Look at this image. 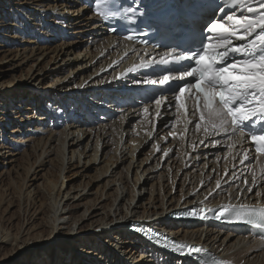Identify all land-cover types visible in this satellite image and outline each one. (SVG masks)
<instances>
[{"label":"bare ground","instance_id":"obj_1","mask_svg":"<svg viewBox=\"0 0 264 264\" xmlns=\"http://www.w3.org/2000/svg\"><path fill=\"white\" fill-rule=\"evenodd\" d=\"M57 30L60 50L38 43ZM87 35L95 49L77 53L75 39ZM139 50L108 35L80 0H0V175L25 172L8 185L0 179L2 212L16 207L19 217L16 228V212L0 217V255L8 253L0 264H24L27 252L26 264H47L51 246L50 264H199L152 246L137 231L140 222L231 264H264V242L245 228L177 217L257 190L245 186L251 174L243 165L219 160L224 146L201 144L168 119L155 124L139 101L119 104L142 83L128 71ZM70 171L79 183L66 182ZM85 222L94 230L88 243L72 227Z\"/></svg>","mask_w":264,"mask_h":264},{"label":"snow or ice","instance_id":"obj_2","mask_svg":"<svg viewBox=\"0 0 264 264\" xmlns=\"http://www.w3.org/2000/svg\"><path fill=\"white\" fill-rule=\"evenodd\" d=\"M103 3L104 11L101 15L105 19L116 15L135 19L138 14L142 15L136 7L121 8L111 4L110 0H103ZM227 5L234 10L206 22L204 34L194 42L199 47L177 52V48L183 47L177 44L158 62L160 65H172L165 69L168 74L159 80L145 79L143 83L149 86L170 85L172 73H181L176 78L177 87L173 89L178 112L183 109L187 114L185 97L188 95L194 101V114L198 113L199 122L195 125L197 130L203 128L206 135L224 132L231 140L237 132L245 135L244 130L248 129L247 136L253 143L255 153L264 155V0H227ZM189 6L195 8L196 0H189ZM219 10L224 12V8ZM127 39L132 40L133 36L129 35ZM148 66L149 62L142 61L128 71ZM163 99H155L157 108L161 106ZM144 113H148L147 108H144ZM159 114L157 111L156 115ZM257 126L259 132L256 131ZM228 147L231 151L235 147V141ZM248 159L249 155L245 150L241 162ZM261 178L264 179V176ZM244 183L248 185L249 181L245 180ZM255 183L254 175L252 184ZM216 187H221L219 180L216 181ZM246 190L252 192L253 188L249 186ZM255 194L260 195L259 192ZM208 211L213 213L216 220L248 225L264 233V206L225 205L220 210ZM183 215L201 220L209 218L204 208L191 209ZM148 238L182 256L199 259L206 252L201 247L178 242L160 233ZM220 264L227 262L221 261Z\"/></svg>","mask_w":264,"mask_h":264},{"label":"rangeland","instance_id":"obj_3","mask_svg":"<svg viewBox=\"0 0 264 264\" xmlns=\"http://www.w3.org/2000/svg\"><path fill=\"white\" fill-rule=\"evenodd\" d=\"M46 32V30H44V33ZM61 36H62V34L57 30V31H54V32H49V34L48 35H46V36H42L41 37V40H39V44L41 45V44H44V43H46L47 45H49V46H55V49H57V51L58 50H60V49H58V46L59 47H61V45H59L60 44V41H61V39H63V38H61ZM90 39H91V36L90 35H87L86 37H80V39H75V41L77 42V45L74 47V49H76L75 51L78 53L79 52V49L81 48L82 49V52L86 49V48H88L87 46H89V49H95V47H91L90 46ZM22 40V39H21ZM32 40L33 41H38V40H36V38L35 37H33L32 38ZM55 43V44H54ZM14 46H16V44H14ZM64 58V57H63ZM128 92L130 93V94H133L132 92H131V90H128ZM122 114V113H121ZM148 151V149L146 150V152ZM143 156H144V154L143 155H141V156H139V159H141V158H143ZM74 172L75 171H70V172H68V173H66V176H67V178H66V182L67 181H70V180H81L82 178H79V177H76V175L74 174ZM19 173H21V175L19 176L18 174L17 175H14L16 178H17V180H19V181H21L22 180V177H23V175L25 174V172L24 171H20ZM14 176H11L10 178H7V175H0V179L1 180H3V183H6V185H8L9 184V179H12ZM75 178H78V179H75ZM84 181L85 182H88L89 183V180H88V178H85L84 179ZM154 181L156 182L157 181V179H154ZM76 183H79V181H75ZM178 182V181H177ZM30 184V183H29ZM176 185H177V183H175ZM10 187V186H9ZM148 188L150 187V184L147 186ZM178 187L179 188H181V186L180 185H178ZM147 188V189H148ZM178 188V189H179ZM168 189V187H166L165 186V190H167ZM149 191V189L148 190H146V192H148ZM144 193V194H147V193ZM178 192H180V191H178ZM0 194H1V191H0ZM146 197H148V195H146ZM154 202L155 201H158V200H160V193L159 194H157V195H155L154 197ZM3 207H6V205H4ZM16 207H14V208H12V209H8L6 212H9V213H3L2 212V209H1V207H0V217L2 216V215H5V216H9V215H12V212L13 213H15L16 212ZM152 210V209H151ZM17 212H16V215H15V217H17ZM41 216H42V214H41ZM18 220H19V217H17V219H15V222H11L12 224L11 225H13V228H16V225L18 224ZM171 221H174V220H171ZM72 227H74L73 228V232H80V231H83V235L82 236H84V237H82L83 238V240L85 239V238H88L87 240H84V242L85 243H88L89 242V238L91 237V236H94V230H93V227L91 226H89V223L88 222H85L84 224H77V225H75V224H73L72 225ZM64 230V231H63ZM66 230H68V229H66V228H64V229H62L61 231L62 232H66ZM143 239V238H142ZM64 240H66V239H64ZM64 240H63V243H64ZM144 240V239H143ZM127 251H129V250H127ZM22 252H26V251H22ZM117 252H119L118 250H117ZM53 253V246H51V249H48L47 250V253H46V259H47V264H50V260H51V254ZM70 256L73 254L70 250H69V252H67ZM6 254H8V253H1V255H0V258H4L5 256H7ZM30 253L29 252H27L26 254H25V257H23V258H26V257H28L29 256V260H26L25 262H24V264H26V262H31L32 263V256L31 255H29ZM129 254L130 255H133V256H135L136 257V254H134V252L133 251H129ZM121 255H124L123 254V252L121 253ZM137 258V257H136ZM21 258H19V259H17V261H15V263L17 264V263H19L18 262V260H20ZM36 259H37V256H36ZM129 263H131V261L129 262ZM132 264V263H131Z\"/></svg>","mask_w":264,"mask_h":264},{"label":"water","instance_id":"obj_4","mask_svg":"<svg viewBox=\"0 0 264 264\" xmlns=\"http://www.w3.org/2000/svg\"><path fill=\"white\" fill-rule=\"evenodd\" d=\"M136 224H139V223H136Z\"/></svg>","mask_w":264,"mask_h":264}]
</instances>
